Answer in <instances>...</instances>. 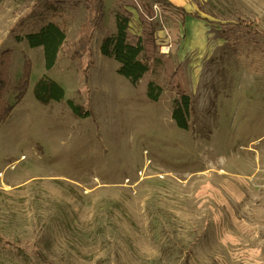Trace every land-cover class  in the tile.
<instances>
[{"label":"rangeland","instance_id":"1","mask_svg":"<svg viewBox=\"0 0 264 264\" xmlns=\"http://www.w3.org/2000/svg\"><path fill=\"white\" fill-rule=\"evenodd\" d=\"M39 1L0 0V264H264V0H103L89 37L83 0ZM119 14L150 64L135 85L100 52ZM49 22L45 70L25 36ZM42 77L62 101L36 100Z\"/></svg>","mask_w":264,"mask_h":264},{"label":"trees","instance_id":"2","mask_svg":"<svg viewBox=\"0 0 264 264\" xmlns=\"http://www.w3.org/2000/svg\"><path fill=\"white\" fill-rule=\"evenodd\" d=\"M49 1L46 7L50 9H57L64 0H40L33 4V11H36L40 5ZM83 4L88 10V16L84 22L82 29V37H89L91 32L97 28L102 22L104 16V2L103 0H83ZM49 5V6H48ZM197 18V17H195ZM126 16L117 15L116 34L103 38L100 46V52L105 57H111L119 64L118 74L126 78L132 85H135L142 76L150 69V64L143 58V40L137 39L136 42H131L127 35L128 21ZM64 32L55 23L49 22L44 25L38 32L30 33L25 36V41L29 48L41 46L44 54L45 70H50L56 61L58 49L64 41ZM22 38H17L20 42ZM29 65V63H27ZM22 80L27 75V78L21 85H18L13 91L18 94L15 98V103H18L26 90L28 89V82L30 76V65L22 71ZM7 83L0 79V98L5 93ZM34 97L42 104H48L52 101L60 102L64 98L63 89L52 80L42 77L34 86ZM160 88L149 83L147 86V97L150 101H156L160 94ZM68 108L71 112L80 118L89 116V112H82V108L76 106L72 101L68 100ZM13 105L8 103L2 104L0 100V122L5 120L12 112ZM190 114V100L188 95H180L173 101V109L171 119L175 125L183 130L188 129L187 117Z\"/></svg>","mask_w":264,"mask_h":264}]
</instances>
